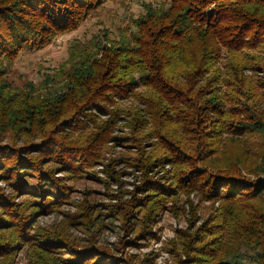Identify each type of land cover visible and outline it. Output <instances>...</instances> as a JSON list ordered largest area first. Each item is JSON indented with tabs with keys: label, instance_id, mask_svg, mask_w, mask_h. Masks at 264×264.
I'll return each instance as SVG.
<instances>
[{
	"label": "trees",
	"instance_id": "trees-1",
	"mask_svg": "<svg viewBox=\"0 0 264 264\" xmlns=\"http://www.w3.org/2000/svg\"><path fill=\"white\" fill-rule=\"evenodd\" d=\"M129 3L0 0V264H133L40 223L74 204L72 183L99 177L98 164L106 186L118 165L141 176L108 204L120 251L154 238L163 212L184 211L172 264H264V0H145L137 14ZM96 17L100 31L16 83L24 52ZM86 206L73 217L97 219Z\"/></svg>",
	"mask_w": 264,
	"mask_h": 264
},
{
	"label": "rangeland",
	"instance_id": "rangeland-1",
	"mask_svg": "<svg viewBox=\"0 0 264 264\" xmlns=\"http://www.w3.org/2000/svg\"><path fill=\"white\" fill-rule=\"evenodd\" d=\"M145 0H130L129 6L132 8L134 14H137L141 10L142 2ZM153 1V0H152ZM118 5H108L102 9V15L106 17V12L114 10ZM121 10V9H120ZM102 18V17H101ZM99 17L86 22L83 27H80L76 31L65 33L60 35L57 39L47 45L45 48L37 51H27L19 58L16 62V66L20 70L21 75L17 76V84H24V81L29 76L38 80L40 74L52 64H57L62 61L67 53L68 46L73 36L77 37H91L94 33L100 31L102 23ZM110 22L107 21V24ZM108 146H112L108 143ZM114 155H124L125 148L121 146H115L112 148ZM112 155V151H108L106 156L109 158ZM106 161V160H105ZM128 165H118L119 179L110 180L109 186H106L101 179H106V173H104V166L98 164L95 166V174L99 177H80L75 179L73 184L74 191L70 197V200L74 204H63L60 209L65 213H53L51 215L41 217V224H54L65 225L70 228L71 232L79 238L91 239L93 242L96 241L99 245L104 246L107 249L114 250L119 256H123L124 252L126 255H133V264H139L140 260L144 259L145 256L153 255V260L150 264H172V257L168 251V243L172 238L175 237L176 231L186 227V212L180 214H174L173 211H165L161 214L155 225V237L145 241L140 246H124L123 252L119 248L125 242V231L121 225L120 220L116 217L109 215L112 205L108 204H121L122 200H127L132 197V191L136 184L140 182L141 176L138 171H135L132 167H126ZM110 194V195H108ZM97 205L96 209H93L92 215L96 216L97 219H85L84 216L73 217L72 214L81 212L86 208L84 206ZM87 207V206H86ZM185 210L189 207L186 205ZM106 213V214H105ZM100 214V215H99ZM85 219L86 223H82ZM89 228V229H88ZM127 238V236H126ZM144 242V241H143ZM17 264H24L22 255L19 258Z\"/></svg>",
	"mask_w": 264,
	"mask_h": 264
}]
</instances>
